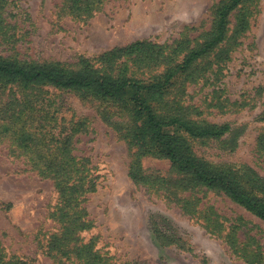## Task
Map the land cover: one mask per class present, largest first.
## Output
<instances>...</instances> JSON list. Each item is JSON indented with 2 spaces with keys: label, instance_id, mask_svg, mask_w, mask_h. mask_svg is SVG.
I'll use <instances>...</instances> for the list:
<instances>
[{
  "label": "rangeland",
  "instance_id": "374dc122",
  "mask_svg": "<svg viewBox=\"0 0 264 264\" xmlns=\"http://www.w3.org/2000/svg\"><path fill=\"white\" fill-rule=\"evenodd\" d=\"M222 1L105 0L84 19L71 14L66 0H0V56L68 66L143 40L171 47L188 41L193 48L211 32ZM45 90L53 110L84 121L87 134L79 136L74 155L89 157L100 176L85 202L93 226L82 233L85 242L96 241L114 264H264L263 221L205 188L158 191L135 184L129 177L134 149L115 128L127 125L125 113L94 97ZM160 108L230 126L220 140H191L193 154L214 168L250 169L264 180V0H245L229 19L226 41L175 82ZM9 156L17 153L0 140V259L76 264L45 250L59 231L51 217L58 203L53 181ZM142 166L178 178L168 160L147 157Z\"/></svg>",
  "mask_w": 264,
  "mask_h": 264
},
{
  "label": "trees",
  "instance_id": "16d2710c",
  "mask_svg": "<svg viewBox=\"0 0 264 264\" xmlns=\"http://www.w3.org/2000/svg\"><path fill=\"white\" fill-rule=\"evenodd\" d=\"M66 2L72 15L87 19L105 0ZM244 2H220L214 10L211 32L193 48L188 41L171 47L143 40L92 59L80 58L68 66L26 62L16 55L0 56V140L9 144L12 154L17 153L9 157L22 160L28 171L53 181L58 193L51 217L59 231L48 237L47 255L59 262L114 264L107 253L98 249L96 241L85 242L82 237L93 227L85 207L87 196L100 185L91 159L74 155L79 136L87 134L84 121L53 110L55 101L49 97L47 87L83 98L94 97L125 113L127 125L115 128L134 149L129 177L135 184L158 191L205 188L229 198L264 222L263 179L250 169L235 172L214 168L192 152L191 140H220L231 127L198 123L181 110L165 113L160 108L175 82L194 72L226 41L229 19ZM245 26L244 22L241 30ZM110 115L103 119L114 125ZM147 157L168 160L178 178L170 180L147 172L142 166ZM0 264L32 263L11 258L8 262L0 259Z\"/></svg>",
  "mask_w": 264,
  "mask_h": 264
}]
</instances>
